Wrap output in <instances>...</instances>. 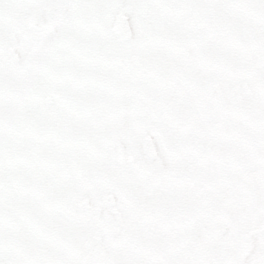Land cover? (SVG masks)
I'll return each mask as SVG.
<instances>
[{
  "label": "rangeland",
  "instance_id": "rangeland-1",
  "mask_svg": "<svg viewBox=\"0 0 264 264\" xmlns=\"http://www.w3.org/2000/svg\"><path fill=\"white\" fill-rule=\"evenodd\" d=\"M78 2L88 4L92 0ZM94 2L108 7L77 9L59 32L47 35L28 25L21 28L15 22L0 32V108L6 114L5 136L14 139L23 130L26 147H32L34 132L47 131L51 137L59 129L68 141L55 158L46 150L38 152V160L49 170H56L57 161L63 164L60 185L70 188L73 195L64 200L57 197L51 204L50 223L59 234L54 240L38 236L34 252L39 254L42 247L52 245L72 253L73 233L84 240H95L97 229L87 225V198L103 206H111L112 198L127 213L130 239L154 262L162 240H166L173 264H243L257 243L261 246L258 264H264V148L253 149L240 158L241 146L255 130V121L247 110L252 100L253 74H248V87L234 88L236 82L225 74L223 57H216V78L229 93L226 103L232 106L226 110L212 109L207 102L198 104L197 111L212 136L210 142H206L207 136L195 142L196 130L186 116L183 99L174 95L175 84L165 90L163 83H145L137 91L136 85L145 77L148 54L132 37L128 42L120 41L111 23L123 14L129 27L132 17L139 28L151 32L153 17L124 7L135 0ZM166 21L163 16L155 18L165 36ZM12 34L16 37L15 46L9 41ZM10 50L13 56L9 55ZM164 55L171 56L173 52L166 50ZM81 66L90 68L97 80L108 81L111 90L101 83L91 95L74 98L75 89L86 87L78 78ZM119 88L126 91V99L117 95L115 90ZM92 97L105 98L108 111L100 110L102 104L93 108ZM128 102L132 105L128 114L134 124L131 130L124 126ZM236 103L241 105L239 109ZM58 106L63 107V118L55 115ZM26 113L31 115L30 123L24 119ZM147 136L154 143L160 166L144 157L142 140ZM117 144L124 155L123 164L117 158ZM213 146L228 153L227 161L219 168L211 159ZM9 149L10 159H22L14 145H9ZM129 157L132 163L128 162ZM10 179L12 186L7 195L13 208L10 222H14L16 192L11 174ZM138 199L143 200L147 210L138 206ZM181 208L199 212L204 223L198 227L186 223ZM57 209L70 215L61 220ZM154 213L169 223L157 227ZM95 215L99 218L100 211ZM61 223L69 230L60 228ZM218 229H225L226 234L213 244L210 234ZM105 243L112 251L114 264H118L120 246L114 233H105Z\"/></svg>",
  "mask_w": 264,
  "mask_h": 264
},
{
  "label": "snow or ice",
  "instance_id": "snow-or-ice-1",
  "mask_svg": "<svg viewBox=\"0 0 264 264\" xmlns=\"http://www.w3.org/2000/svg\"><path fill=\"white\" fill-rule=\"evenodd\" d=\"M105 7L108 6L96 4L94 0L88 4L78 0H0V32L12 22L21 28L30 23L39 32H59L71 21L77 9ZM124 7L139 10L154 19L153 30L148 32L139 28L129 17L132 39L140 42L148 54L145 58V77L136 85L137 91H141L145 83H163L165 90L175 84L177 91L174 95L183 99L186 116L196 130L194 141L200 142L207 136L209 141L206 142H210L212 133L202 122L197 105L207 102L212 109L226 110L232 106L226 103L229 93L218 82L213 67L216 57H223L227 65L225 74L236 82L234 88L248 87L249 72L254 76L252 100L247 110L255 121V130L241 146L240 158L253 149L259 151L264 148V0H135ZM158 16L167 18L164 25L166 36L155 23ZM166 50L172 51L173 55H164ZM78 78L84 81L86 87L75 89L72 93L74 98L79 99L86 93L91 95L99 90L101 83L106 90H111L108 81L97 80L86 66L80 67ZM115 91L120 99H126L127 93L123 88ZM92 99L95 102L93 108L95 104H102L100 110L108 111L105 98ZM235 107L239 109L241 105L236 103ZM131 111L132 105L128 102L124 109V126L127 130L134 127L128 115ZM55 115L63 118L62 106H58ZM81 115L85 114L81 112ZM5 119L6 114L0 108V264H114L112 251L105 243L106 232L114 233L120 246L118 264H173L166 240H162L154 262L130 239L129 218L119 202L103 206L91 197L87 198V225L97 229L95 240H84L73 233L75 248L72 253L52 245L42 247L39 254L34 252L33 245L38 236L54 240L59 234L50 223L51 204L57 197L64 200L73 195L70 188H61L60 185L63 164L57 161L56 170H49L38 160V152L46 150L55 158V154L64 149L68 141L59 129H55L51 137L47 131L34 132L33 146L26 147L23 130L14 139L5 136ZM24 119L30 123V113H26ZM9 145L16 147L22 159L9 158ZM227 158L228 153L213 146L211 159L217 168ZM10 174L15 180L14 222H10L13 208L7 195L12 186ZM138 206L147 210L143 200L138 199ZM97 210L101 213L99 218L95 215ZM180 211L186 217V223L197 227L204 223L199 212L188 208H181ZM56 215L66 220L70 213L57 209ZM153 216L157 227L161 223H169L159 214L154 213ZM172 226L175 227L174 224ZM60 228L69 230L63 223ZM260 250L261 246L257 243L243 264H258Z\"/></svg>",
  "mask_w": 264,
  "mask_h": 264
},
{
  "label": "water",
  "instance_id": "water-1",
  "mask_svg": "<svg viewBox=\"0 0 264 264\" xmlns=\"http://www.w3.org/2000/svg\"><path fill=\"white\" fill-rule=\"evenodd\" d=\"M117 25L120 28L119 29V33L121 36H124L126 38H129V31L125 22V18L123 16H118L117 17ZM34 27V26H33ZM35 28V27H34ZM11 40L13 42V44L15 43V38L12 36ZM143 146H144V151L147 154V156H153L154 154V150H153V146L151 143V140L149 138H146L143 141ZM225 233V231H219L217 232L215 235H213V238L218 240L223 234Z\"/></svg>",
  "mask_w": 264,
  "mask_h": 264
}]
</instances>
